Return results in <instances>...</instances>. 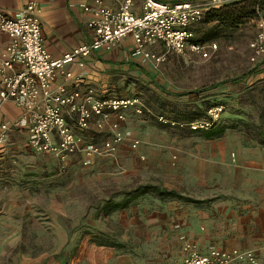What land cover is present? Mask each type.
I'll return each mask as SVG.
<instances>
[{
    "label": "rangeland",
    "instance_id": "374dc122",
    "mask_svg": "<svg viewBox=\"0 0 264 264\" xmlns=\"http://www.w3.org/2000/svg\"><path fill=\"white\" fill-rule=\"evenodd\" d=\"M253 21L212 39L218 51L208 61L170 53L153 69L158 84L134 77L114 94L95 93L128 105L109 112L102 128L92 120L77 131L96 147L88 158L75 152L62 161L27 143L3 144L0 264H174L183 242L204 228L190 219L233 200L242 179L255 181L263 198L264 80L250 75L262 60L250 61ZM219 107L214 124L226 130L205 138L194 124ZM116 133L122 139L114 142Z\"/></svg>",
    "mask_w": 264,
    "mask_h": 264
},
{
    "label": "built area",
    "instance_id": "2783aa9c",
    "mask_svg": "<svg viewBox=\"0 0 264 264\" xmlns=\"http://www.w3.org/2000/svg\"><path fill=\"white\" fill-rule=\"evenodd\" d=\"M137 1L121 0L117 9H111L102 0H82L80 7L91 15L89 25L94 37L60 57L51 56L45 47L38 0H29L15 14L0 11V34L10 39L0 55V107L12 103L23 109L22 116L12 124L0 123V147L11 127L23 125L27 144L35 153H51L63 161L75 152L85 158L95 152L96 147L82 144L77 131L88 129L92 120L102 128L109 112L120 111L128 102L97 100L92 88L68 87L66 82L72 78V72L67 66L75 63L82 68L86 56L95 51H110L127 37L134 43V54L153 69L170 53H188L203 61L215 56L218 45L197 41L189 26L201 22L206 11L221 7L225 0H140L141 12L136 13ZM255 22L257 30L248 45L252 63L264 57V18L260 16ZM157 44L162 45V50L152 49ZM59 78L64 82L56 83ZM221 111V107L211 108L207 120L196 122L194 127L211 128ZM121 139L116 133L114 142ZM105 145L108 149L113 147L111 141ZM182 249L183 264H259L248 250L212 247L203 253L188 240L183 242Z\"/></svg>",
    "mask_w": 264,
    "mask_h": 264
},
{
    "label": "crops",
    "instance_id": "0c3cea01",
    "mask_svg": "<svg viewBox=\"0 0 264 264\" xmlns=\"http://www.w3.org/2000/svg\"><path fill=\"white\" fill-rule=\"evenodd\" d=\"M29 0H0V11L10 15L24 8ZM109 8L117 9L121 0H102ZM163 2L176 1H203V0H159ZM240 0H225L224 4L238 2ZM82 0H38L40 10L42 35L44 44L51 56L60 57L76 46L89 43L94 37L93 30L89 25L90 14L85 12L80 3ZM140 0L137 1L135 12L140 13ZM253 20L228 31L214 25L199 22L189 26L195 32V39L200 37L205 40L224 39L232 30H249ZM201 33V34H200ZM254 37V35H253ZM252 37V38H253ZM6 34H0V55L9 43ZM249 39L247 47L249 49ZM212 42V41H211ZM134 43L130 37L123 39L110 51H95L84 58V67L80 68L73 63L68 67L72 72V78L66 82L68 87L85 90L92 88L97 96L111 95L116 92V87L134 85V77L145 81L147 78L157 83V75H153V67L139 56L134 54ZM154 51L162 50V45L153 46ZM257 79L264 80V57L257 65ZM16 66V69H20ZM64 82L59 78L56 83ZM159 87V86H158ZM161 87V86H160ZM23 114V109L12 103L3 104L0 107V123L12 124ZM23 138V139H19ZM27 130L20 125L11 127L6 134L4 144L19 142L27 143ZM264 143V141H263ZM242 179L239 186L232 190L233 200H226L210 206L209 211L190 219L189 226L200 227L201 231L194 229L190 234L194 239H189L197 245L201 252H206L212 247L223 250H248L252 251L259 264H264V197L259 198V189L254 186L255 181ZM262 192L263 189L260 188ZM212 243L216 245H211ZM182 260H174V264H183L184 252L181 247ZM169 261H172L170 258Z\"/></svg>",
    "mask_w": 264,
    "mask_h": 264
},
{
    "label": "trees",
    "instance_id": "16d2710c",
    "mask_svg": "<svg viewBox=\"0 0 264 264\" xmlns=\"http://www.w3.org/2000/svg\"><path fill=\"white\" fill-rule=\"evenodd\" d=\"M260 16L264 18V0H240L238 2H232L224 4L219 8L210 9L205 12L202 22L205 24L214 23L217 27L225 30H214V31H228V29H236L239 26L249 22L250 20H257ZM199 41V40H197ZM226 81L213 84L204 89H210L214 86L220 87L226 85ZM159 88H161L159 86ZM166 92L167 90L163 88ZM182 95V94H181ZM202 115V114H201ZM206 116V114H203ZM226 130V126L213 125L211 128L202 131L205 138H212L220 136ZM264 141V140H263ZM150 187H145L144 191H149ZM140 193L135 194L134 197L139 196ZM120 204H115L113 207H119Z\"/></svg>",
    "mask_w": 264,
    "mask_h": 264
}]
</instances>
